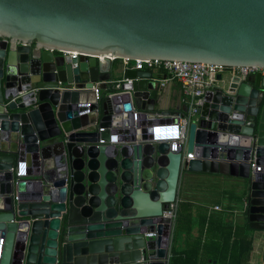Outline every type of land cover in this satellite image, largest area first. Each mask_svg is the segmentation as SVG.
I'll return each mask as SVG.
<instances>
[{
	"label": "water",
	"instance_id": "95a60500",
	"mask_svg": "<svg viewBox=\"0 0 264 264\" xmlns=\"http://www.w3.org/2000/svg\"><path fill=\"white\" fill-rule=\"evenodd\" d=\"M116 59L264 68V0H0V264H168L183 171L243 180L264 248V77L217 75L174 151L133 121L150 74L112 86Z\"/></svg>",
	"mask_w": 264,
	"mask_h": 264
},
{
	"label": "crops",
	"instance_id": "0c3cea01",
	"mask_svg": "<svg viewBox=\"0 0 264 264\" xmlns=\"http://www.w3.org/2000/svg\"><path fill=\"white\" fill-rule=\"evenodd\" d=\"M111 62L113 86L114 83L126 80V71L134 69V64L123 60ZM140 71L150 74L149 81L155 83L159 104L146 119L132 111L133 114H138L136 121L141 120L145 124L170 121L174 114L182 115L187 110L178 81L168 80L161 86V81L168 78L164 71L150 67H144ZM84 99L86 102L91 100V91L85 94ZM100 99L104 100L103 97ZM26 171V175L28 171L33 173L35 167L26 165ZM259 172L261 173L262 169ZM244 189L245 182L238 178L182 172L175 202L176 217L178 212H185L191 229L188 236L178 234L177 239H172L176 227L175 219L169 243V259L172 250L181 253L187 249L189 257L182 264H264L262 242L249 226L246 217Z\"/></svg>",
	"mask_w": 264,
	"mask_h": 264
},
{
	"label": "built area",
	"instance_id": "2783aa9c",
	"mask_svg": "<svg viewBox=\"0 0 264 264\" xmlns=\"http://www.w3.org/2000/svg\"><path fill=\"white\" fill-rule=\"evenodd\" d=\"M73 56H78L77 53ZM134 64V70H143L144 67H150L162 70L166 73L168 78L161 81L160 85L163 86L165 81L176 80L181 84L183 102L187 106V114L184 117H177V122H174L171 118L170 121H157L153 128L156 130H162L166 132V135L161 140H166L173 145L174 151H182L187 142V129L189 125L190 118L196 115L198 109L203 105L204 95L208 90L214 87L217 75H222L223 77H240L245 78L250 75H255L260 73L264 77V68L256 67H225L222 65H212L204 64L198 62H185V61H162V60H149V61H125ZM124 82L131 83L132 80L126 79ZM121 83H116L115 86L119 87ZM100 100V89L95 85L91 89V100L86 102L85 105L89 109L93 104H96ZM155 118V117H154ZM137 119V114L134 113V122ZM103 129H100L102 131ZM111 137H116V135H111ZM116 142V139H111V143ZM104 143L103 140L99 142ZM175 146V147H174ZM195 158L194 154L190 153L184 157V161L193 160ZM250 168L254 172H259L261 167H256L254 161L251 159L249 161ZM26 174V166H24V173L16 171V176H21ZM218 209V207H215ZM177 205L176 203H171L168 209L163 211L162 217L165 220L174 223L176 219ZM169 224V223H168ZM3 239L0 240V258L2 252Z\"/></svg>",
	"mask_w": 264,
	"mask_h": 264
},
{
	"label": "trees",
	"instance_id": "16d2710c",
	"mask_svg": "<svg viewBox=\"0 0 264 264\" xmlns=\"http://www.w3.org/2000/svg\"><path fill=\"white\" fill-rule=\"evenodd\" d=\"M116 60H118V59H116ZM161 73H163V72L161 71ZM183 172L186 173V171H183ZM189 221L190 220L188 219V216L185 214V212H182L180 214L178 212V217H176V227L174 229L172 239H174V240L177 239L178 234H180V236L182 234L185 237L189 235L190 229H191V227H189ZM186 226H188V228L185 229ZM188 257H189V254H188L187 249L182 251L181 253H177L175 250H172V253H171V256L169 259V264L185 263V261L187 260Z\"/></svg>",
	"mask_w": 264,
	"mask_h": 264
},
{
	"label": "bare ground",
	"instance_id": "6f19581e",
	"mask_svg": "<svg viewBox=\"0 0 264 264\" xmlns=\"http://www.w3.org/2000/svg\"><path fill=\"white\" fill-rule=\"evenodd\" d=\"M154 134H155V135H154V140H158L160 136H161V138L167 136V135H166V132H164V131H162V130H155ZM159 135H160V136H159ZM158 136H159V137H158ZM155 137H156V138H155ZM161 138H160L159 140H161Z\"/></svg>",
	"mask_w": 264,
	"mask_h": 264
}]
</instances>
